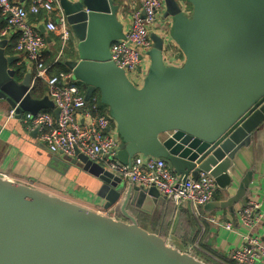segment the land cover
Wrapping results in <instances>:
<instances>
[{
    "label": "water",
    "instance_id": "1",
    "mask_svg": "<svg viewBox=\"0 0 264 264\" xmlns=\"http://www.w3.org/2000/svg\"><path fill=\"white\" fill-rule=\"evenodd\" d=\"M164 1L182 67L165 64L164 42L152 33L143 85L130 82L111 61L112 44L125 39L116 0H59L77 41L64 66L85 86L86 101L99 94L108 108L118 161L130 166L142 155L163 159L185 179L209 174L228 195L204 210L234 211L247 206L254 175L236 185L233 161L264 126V0H183L189 16L181 0ZM7 46L0 40V100L18 118L52 109L58 118L48 97L34 98L32 71L22 77ZM63 159L99 180L102 208L118 206L123 221L0 176V264H209L192 254L195 241L182 252L129 212L130 204L146 213L164 206L170 199L156 187L123 182L82 154Z\"/></svg>",
    "mask_w": 264,
    "mask_h": 264
},
{
    "label": "built area",
    "instance_id": "2",
    "mask_svg": "<svg viewBox=\"0 0 264 264\" xmlns=\"http://www.w3.org/2000/svg\"><path fill=\"white\" fill-rule=\"evenodd\" d=\"M181 6L189 16L190 7L183 0ZM165 11L164 0H143L142 7L132 12L128 22H123L125 39L111 46V61L124 71L136 87H141L146 78L144 63L149 66L148 53L154 45L152 33L164 42L165 64L176 67L184 65L185 58L170 36L171 20L164 19ZM42 13L44 29L60 37L64 50L74 37L59 0H31L29 9L20 6L17 0H0V15L7 23L0 38L11 40L17 37L16 50L25 55L27 65L33 71L32 89L37 80H43L46 84V97L59 111L58 118L48 111L36 115L24 113L19 118L21 123L28 130L37 132V140L45 144L52 155L77 159L78 154H82L123 182H131L142 188L156 187L173 203H188L194 219L202 225L201 209L214 200L219 190L214 178L201 173L198 179L191 175L185 179L176 174L163 159L149 156L136 155L130 166L118 161L116 155L121 141L108 108L101 107L99 94H94L86 101L82 83L71 71L49 76V72L61 60L63 50L52 63L46 64L48 41L38 25L30 20ZM9 118H18L15 109L10 111ZM261 208L262 205L257 201L248 203L238 212L239 223L251 229L255 227L264 217ZM208 220L217 222L212 218ZM224 227L235 231L230 223ZM201 240L202 236H198L193 249L207 257L211 264H258L264 261V242L259 238L245 236L243 246L232 252L231 262L219 259L205 250Z\"/></svg>",
    "mask_w": 264,
    "mask_h": 264
},
{
    "label": "crops",
    "instance_id": "3",
    "mask_svg": "<svg viewBox=\"0 0 264 264\" xmlns=\"http://www.w3.org/2000/svg\"><path fill=\"white\" fill-rule=\"evenodd\" d=\"M142 2L143 0H116V3L120 5V20L128 22L132 12L142 7ZM17 3L26 9L31 6V0H17ZM43 17L44 13L37 18L33 16L30 20L33 24L38 25L40 32L48 41L49 49L45 62L50 64L63 50L62 41L57 34L46 32L43 27ZM6 24V19L0 15V35ZM0 40L8 41L6 54L17 57L13 67L20 68L23 77L30 69L25 55L16 50L17 37L11 40L0 38ZM76 46L77 41L73 39L68 43L67 48L63 50L62 58L67 55L68 51L66 50L71 48L70 51L73 49L74 54L67 60L75 59ZM144 66L146 67L144 74L147 76L149 66L147 63H144ZM44 97H46V87L42 91L34 93L35 99H43ZM10 111L11 109L7 104L0 100V176L123 221L122 214L119 213L120 211L118 212V206L109 211L102 208L105 202L97 195L101 183L96 177L84 171L78 163L69 164L65 159L52 155L46 145L37 140L36 131L28 130L19 118H9ZM48 112L55 115L54 109L48 110ZM250 171L253 172L254 176L247 193L248 203L257 201L262 205L261 211L264 213V126L253 135L250 145L241 149L233 161V174L236 185ZM235 190L236 186L231 191V195ZM227 195L221 189L217 192L219 200H224ZM242 208L241 203L234 207V211L227 209L207 213L202 208V225H199L194 219L188 203L185 202L176 205L167 200L164 206L155 205L153 213H146L131 204L128 210L138 219L139 223L140 215L147 218L159 216V226L156 227L158 232L154 233L160 234L162 237H171L177 245L176 248L180 251H184L187 245L194 242L198 236H202L201 246L205 250L219 259L231 262L232 252L243 246L245 236L259 238L264 242V217L252 229L243 226L238 221V212ZM209 218L216 219L217 222L213 223L208 220ZM166 219L169 221L164 236L161 234L163 232L162 221L164 222ZM228 223L234 226L235 231L227 230L224 227ZM145 229L152 231L148 228ZM196 253L199 252L196 251ZM199 254L201 255V253ZM210 262V260H207L206 263ZM258 264H264V261Z\"/></svg>",
    "mask_w": 264,
    "mask_h": 264
},
{
    "label": "rangeland",
    "instance_id": "4",
    "mask_svg": "<svg viewBox=\"0 0 264 264\" xmlns=\"http://www.w3.org/2000/svg\"><path fill=\"white\" fill-rule=\"evenodd\" d=\"M118 209V212H119V207L117 208ZM120 213V212H119ZM159 216H153V217H151V218H147L146 216H141L140 215V224H141V226H143L144 228H148L149 230H152L153 231V233L154 232H158L157 231V225H158V223H159ZM168 219H166V220H164V222L162 221V224H163V232L161 233V234H165L166 233V231H167V226H168ZM159 226V225H158ZM151 231V232H152ZM175 232V231H174ZM157 234V233H156ZM176 235V234H175ZM165 236V235H164ZM177 236V235H176ZM166 237V236H165ZM166 239H167V242H168V244L169 245H171L172 247H174V248H176V243H175V241H173L172 240V238L170 237H166ZM188 248V245H187V247H186V249ZM192 248V247H191ZM185 249V250H186ZM185 250L184 251H182V252H185ZM198 252V251H197ZM192 254L196 257V258H198L199 260H202V261H206L207 262V260H209L207 257H205V256H203V255H200L199 253H196L193 249H192ZM199 254V255H198ZM209 264H211V262L209 263Z\"/></svg>",
    "mask_w": 264,
    "mask_h": 264
},
{
    "label": "trees",
    "instance_id": "5",
    "mask_svg": "<svg viewBox=\"0 0 264 264\" xmlns=\"http://www.w3.org/2000/svg\"><path fill=\"white\" fill-rule=\"evenodd\" d=\"M71 48L67 49V55L64 56V58H62L55 67H53V69L49 72V76L53 75L55 73H59V72H66L69 71L65 66H64V61L67 60L70 56H73V49L72 51H70ZM44 87H46V84L43 80L39 79L36 81L35 86H34V90L33 93H36L37 91H42V89H44ZM82 88L83 90H85V86L82 84ZM100 97V96H99ZM102 109H106V106L101 104Z\"/></svg>",
    "mask_w": 264,
    "mask_h": 264
}]
</instances>
